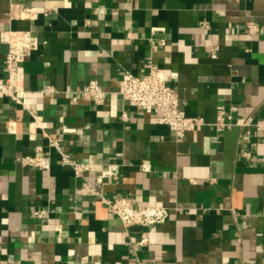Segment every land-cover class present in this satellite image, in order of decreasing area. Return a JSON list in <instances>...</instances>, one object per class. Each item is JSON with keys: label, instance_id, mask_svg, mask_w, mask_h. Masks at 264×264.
<instances>
[{"label": "crops", "instance_id": "obj_1", "mask_svg": "<svg viewBox=\"0 0 264 264\" xmlns=\"http://www.w3.org/2000/svg\"><path fill=\"white\" fill-rule=\"evenodd\" d=\"M13 1L50 10L10 20L0 0V31L31 28L39 40L23 67L41 122L30 136V114L0 94V264H264V0ZM6 52L0 42V77ZM152 65L204 124L178 137L116 93L124 71ZM90 80L109 92L103 104L71 99ZM221 111L232 123L216 124ZM63 127L73 159L120 165L103 197L78 193L95 173L76 176L49 147ZM37 154L48 170L24 159ZM117 197L135 210L165 206L168 217L126 229L105 202Z\"/></svg>", "mask_w": 264, "mask_h": 264}, {"label": "built area", "instance_id": "obj_2", "mask_svg": "<svg viewBox=\"0 0 264 264\" xmlns=\"http://www.w3.org/2000/svg\"><path fill=\"white\" fill-rule=\"evenodd\" d=\"M9 19L10 20H35L39 15L48 14L49 6L27 5L21 2L10 0ZM153 29L163 30V27ZM246 31L254 34L258 31V26L254 22L246 25ZM0 42L7 45V52L2 60L5 77H0V94L8 98L11 102L20 105L31 116L28 134L33 136L37 127L41 125L40 116L37 114L35 105L30 99V90L24 86V67L23 62L26 57L38 48L39 40L31 28L13 29L7 28L0 31ZM51 90V89H50ZM116 93L130 105L138 106L145 112L155 113L156 122L166 125L174 131L178 137H182L186 132L204 124L200 116L186 115L182 110L176 89L167 82L165 71L157 66H150L145 74H133L129 71L122 73ZM109 92L103 89L96 80H90L83 88L71 93V99L76 100L78 96L90 99L95 104H103ZM126 118L125 114L122 116ZM232 123L230 118H224L223 112H219L216 124L225 126ZM238 125L249 124V118H242L235 122ZM257 129L264 127L263 123L255 124ZM72 129L63 127L61 134L55 138L48 139L49 147L55 148L59 154L62 165L70 166L76 176L83 177L87 171L95 173L94 183L86 180L77 189L78 193L102 195V183L106 178H115L119 171V164L109 163L104 168L98 169L95 164L78 162L65 152L60 141L62 135ZM33 166L48 170L50 167L48 157L45 154L29 155L24 158ZM139 168L143 171L151 169L148 160H142ZM104 199V198H103ZM107 209L117 216L124 228L132 225L151 226L164 222L168 217V209L162 205H146L135 210L132 202L127 197H117L106 200ZM44 210H36L35 216L41 218ZM124 230L126 235L127 231ZM148 243L147 232L143 231L137 240L139 246ZM132 264H143L140 258L134 257ZM157 264V263H154Z\"/></svg>", "mask_w": 264, "mask_h": 264}]
</instances>
